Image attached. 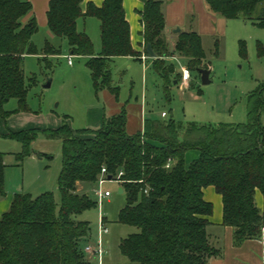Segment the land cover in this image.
<instances>
[{"label": "trees", "instance_id": "1", "mask_svg": "<svg viewBox=\"0 0 264 264\" xmlns=\"http://www.w3.org/2000/svg\"><path fill=\"white\" fill-rule=\"evenodd\" d=\"M144 44L155 53L153 67L169 83L175 74L168 57L184 58L189 71L210 69L201 37L195 31L180 32L173 49L166 38L159 0H142ZM208 9L226 19L242 18L264 27V0H204ZM82 0H50L46 12L52 35L65 40L72 55L85 57L95 89H106L116 99L109 62L119 56L142 54L133 48L122 0H103L101 6ZM28 0H0V117L9 99L16 110H29L22 67L26 55L43 58L60 54L49 40L39 50L32 41L38 30ZM96 16L100 21L101 52L94 54L89 35L77 29V19ZM217 45V42H215ZM239 55L247 57L243 40ZM218 51H215V55ZM32 79V78H30ZM174 81H178L173 77ZM244 122L199 123L173 118H145L142 130L126 131L124 108L103 120L97 129L75 133L66 121L56 128L10 130L4 136L23 143L19 159L30 153V144L42 132L60 141L62 166L57 177L60 202L51 191L36 197L15 193L0 216V264H89L81 243L88 240L89 222L77 215L95 202L77 184H95L102 168L118 180L126 203L117 221L136 227L121 239L119 249L128 264H208L220 250L210 241L207 226L213 205L203 189L214 186L222 198V224L233 228L239 245L262 234L264 215L255 192L264 198V82L246 95ZM197 156L187 163L186 154ZM2 166L0 164V176Z\"/></svg>", "mask_w": 264, "mask_h": 264}, {"label": "rangeland", "instance_id": "2", "mask_svg": "<svg viewBox=\"0 0 264 264\" xmlns=\"http://www.w3.org/2000/svg\"><path fill=\"white\" fill-rule=\"evenodd\" d=\"M218 32L202 38L205 61L211 72L209 82L203 84L197 71H190L191 79L182 83L177 69L181 60L173 59L177 78L167 83L153 67L148 57L143 65L135 60L126 63L124 58L109 62L112 85L118 86V100L106 89H95L85 57L72 55L65 40L51 41L40 27L32 35V41L40 50L45 40L60 47V54L43 58L42 55H26L22 62L29 110H16V99H9L4 109L11 111L0 117V207L15 193L33 197L51 191L57 205L60 193L57 177L62 166L60 141L47 139L42 132L30 144V153L19 159L23 143L4 136L12 130L32 127L56 128L69 123L75 133L84 128L101 127L103 118L110 117L116 106L124 108L127 116L126 131L135 133L143 118L196 121L199 123L241 122L247 117L246 95L264 77V27H259L242 18L226 19L219 14ZM91 41L94 54L101 52L98 28ZM93 33V32H91ZM246 46L247 57L239 55V41ZM217 42V45L215 44ZM218 54L215 55V51ZM68 58L71 64L68 63ZM184 61V58H182ZM32 78V79H30ZM181 81V82H180ZM49 85L47 86V84ZM120 106H123L120 108ZM165 111L166 116L161 117ZM85 192L95 205L77 215L90 225L89 242L97 239L100 215L108 228L104 235L103 261L108 264H127L119 249L121 239L136 231V227L117 221L119 210L126 203L125 193H119L120 183L105 179L101 186L84 184ZM97 190H108L111 195L99 205ZM87 240L81 243L83 247ZM85 243V244H84ZM89 264H99L98 258L84 252Z\"/></svg>", "mask_w": 264, "mask_h": 264}, {"label": "crops", "instance_id": "3", "mask_svg": "<svg viewBox=\"0 0 264 264\" xmlns=\"http://www.w3.org/2000/svg\"><path fill=\"white\" fill-rule=\"evenodd\" d=\"M28 1H30L32 4V10L27 16L24 17V21L28 20V18L32 15L36 20L38 28L40 27L44 32L47 33V37L49 38V40L55 42L58 41V38L51 34L47 26L46 12L50 0H28ZM159 1L161 2L162 11L165 20L164 32L169 42L170 49H173L175 45V41L180 32L195 31L200 35L201 41L204 36L207 35L212 36L218 32L220 18L216 15V13H213L208 9L204 0H159ZM88 3H93L95 6L99 7L102 5L103 0H82L81 9L83 12L86 10ZM122 5L125 13V18L126 21L128 22L130 29L131 44L133 48L137 51H140L141 54L144 55V57L138 59L134 56L128 55V56L115 57L114 59L124 58L126 63H131V60H135L140 62L144 67V64L147 61L148 56L145 53L146 45L144 44L143 36H142L143 25L141 23L140 11L143 9V1L122 0ZM95 28H98L99 37H100V21L96 16H82L77 19V29L79 31L87 33L90 38L91 36H93L92 34H95L94 32ZM177 28H179V31H177ZM173 59L174 60L177 59L178 61L181 60L180 61L182 64L181 68L182 67L187 68L185 59L183 61L182 58L177 55L168 57L169 61H172ZM181 68L177 69L180 75H181ZM209 70L211 72V69ZM190 79H191V75H190ZM261 82H264V77H262V81L257 82L256 86ZM182 83H184V81H182ZM114 99L117 101L118 97L117 99L114 97ZM122 107L123 106H120V108ZM119 111L120 109H118V105H117L112 115L118 113ZM162 112H161V117H165L166 112H165V116H162ZM142 114L140 116L139 127L137 128V130H135V132L142 130L143 122L145 119L143 118ZM104 119L105 118H103V120ZM231 123H238V122H231ZM125 127L127 128V121ZM196 156H197L196 151H189L186 154L187 163L190 162L192 159H194ZM77 189L85 190L84 184L78 183ZM203 196L213 205L212 214L209 216L210 223L207 226V232L209 234L211 243L220 250V254L211 257L208 264H264V224L262 227V234L259 238L247 239L239 245H234L233 228L229 225L222 224L223 204H222L221 195L216 192L214 186L210 185L203 189ZM10 201L11 199L7 202H4L2 207H0V216L4 211H6L9 208ZM255 202L256 205L262 210V213L264 215V198L259 190H256L255 192ZM87 242H89V240H87ZM107 242L108 241L105 240V243ZM99 264H108V263H105L102 257V261L101 262L99 261Z\"/></svg>", "mask_w": 264, "mask_h": 264}, {"label": "built area", "instance_id": "4", "mask_svg": "<svg viewBox=\"0 0 264 264\" xmlns=\"http://www.w3.org/2000/svg\"><path fill=\"white\" fill-rule=\"evenodd\" d=\"M144 55H142V58ZM68 63L71 64V60L68 58ZM181 79L182 81L186 82L190 80V71L186 67L181 68ZM162 116H165V112H162ZM121 173H119L114 180H118L119 176ZM107 179L106 176V169L102 168L100 172V179L98 180V185L101 186V184L104 182V180ZM98 193V203L99 205L101 204L102 200L110 195V192L108 190L101 191L97 190ZM108 228L106 225V221L103 216L100 215L99 220H98V225H97V239L95 242H87L84 246L83 251L93 255L94 257H97L98 260L101 262L103 254L105 252L104 245H105V240H104V235L107 233Z\"/></svg>", "mask_w": 264, "mask_h": 264}, {"label": "water", "instance_id": "5", "mask_svg": "<svg viewBox=\"0 0 264 264\" xmlns=\"http://www.w3.org/2000/svg\"><path fill=\"white\" fill-rule=\"evenodd\" d=\"M177 31H179V28H177ZM145 53L148 57H152L154 58L155 57V53L152 49V46L150 44H146L145 46ZM198 72L200 73V79H201V82L203 84H206L209 82V74H210V70L207 69V68H198ZM49 85V83L47 84V86ZM107 179H111V176L108 175L107 176ZM118 192L119 193H122V188H119L118 189Z\"/></svg>", "mask_w": 264, "mask_h": 264}]
</instances>
